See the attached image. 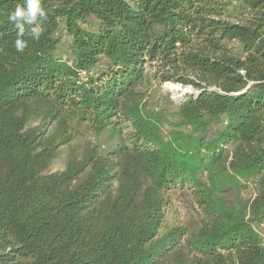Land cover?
<instances>
[{
	"label": "trees",
	"instance_id": "1",
	"mask_svg": "<svg viewBox=\"0 0 264 264\" xmlns=\"http://www.w3.org/2000/svg\"><path fill=\"white\" fill-rule=\"evenodd\" d=\"M23 3L0 0V264H264V0H41L17 52ZM149 75L194 92L150 108ZM176 191L193 224L164 223Z\"/></svg>",
	"mask_w": 264,
	"mask_h": 264
},
{
	"label": "rangeland",
	"instance_id": "2",
	"mask_svg": "<svg viewBox=\"0 0 264 264\" xmlns=\"http://www.w3.org/2000/svg\"><path fill=\"white\" fill-rule=\"evenodd\" d=\"M66 37L63 36V40ZM61 50H64V46L61 45ZM150 70V69H148ZM151 72V71H149ZM170 86L177 87L176 89L170 88ZM145 92L144 100L148 107L173 110L178 101L182 98L186 92H194L191 86H182L175 82H163L158 83L153 80L152 76H148L147 81L142 88ZM87 142L100 144V150L107 151L114 143L113 141L106 142V133L99 138L93 136L83 128H79L76 133L72 144L77 147L84 145ZM66 159L65 148L62 147L57 158L49 165L47 171H56L64 168ZM255 183L253 180H249L248 187L245 191L247 198L252 197L255 192ZM165 219L164 223L167 226L181 225V224H193L198 216V209L192 200L191 196L185 192L176 191L170 193L168 196L167 204L164 208ZM258 230L264 236V222L258 225Z\"/></svg>",
	"mask_w": 264,
	"mask_h": 264
},
{
	"label": "clouds",
	"instance_id": "3",
	"mask_svg": "<svg viewBox=\"0 0 264 264\" xmlns=\"http://www.w3.org/2000/svg\"><path fill=\"white\" fill-rule=\"evenodd\" d=\"M47 18L48 13L42 7L41 0H24L22 5L17 4L14 10L9 12L8 20L17 30L14 42L17 52H23L28 46L27 41L23 39L25 35L33 40L41 37Z\"/></svg>",
	"mask_w": 264,
	"mask_h": 264
},
{
	"label": "bare ground",
	"instance_id": "4",
	"mask_svg": "<svg viewBox=\"0 0 264 264\" xmlns=\"http://www.w3.org/2000/svg\"><path fill=\"white\" fill-rule=\"evenodd\" d=\"M170 88H172V89H176L177 87H175V86H170Z\"/></svg>",
	"mask_w": 264,
	"mask_h": 264
}]
</instances>
